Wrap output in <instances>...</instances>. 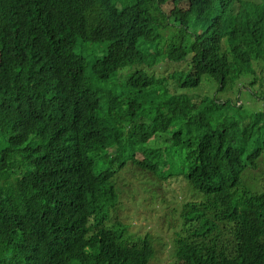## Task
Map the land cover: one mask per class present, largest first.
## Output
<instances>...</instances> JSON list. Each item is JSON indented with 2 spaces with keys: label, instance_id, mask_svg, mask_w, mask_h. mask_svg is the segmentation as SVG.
I'll list each match as a JSON object with an SVG mask.
<instances>
[{
  "label": "trees",
  "instance_id": "trees-1",
  "mask_svg": "<svg viewBox=\"0 0 264 264\" xmlns=\"http://www.w3.org/2000/svg\"><path fill=\"white\" fill-rule=\"evenodd\" d=\"M125 167L172 264H264V0H0V264L155 263Z\"/></svg>",
  "mask_w": 264,
  "mask_h": 264
},
{
  "label": "rangeland",
  "instance_id": "rangeland-1",
  "mask_svg": "<svg viewBox=\"0 0 264 264\" xmlns=\"http://www.w3.org/2000/svg\"><path fill=\"white\" fill-rule=\"evenodd\" d=\"M192 28V27H191ZM95 55H100L102 51L98 48L92 50ZM158 66V65H157ZM155 66V68H158ZM214 86L210 82H204L195 87L196 95L211 94ZM222 94V93H221ZM225 97L235 99L234 91L227 90L223 92ZM251 108H256L258 103L251 98ZM244 102V100H242ZM249 103V101H246ZM121 187L119 191L120 218L124 222L130 224V228L139 233L147 234L156 246L157 261L151 264H172V252L170 251L169 241L174 236V232L178 230V216L176 210L179 208L177 202L174 201L172 186L164 187V191L159 189L160 195L155 200L151 199L148 192L151 188H156L158 184L151 185L144 181H138V173L129 172V167L122 170ZM177 185H179L177 183ZM183 191V190H182ZM173 192V193H172ZM183 197L182 193L177 197V201ZM163 199L161 201H158ZM167 200V201H164ZM172 211V214L168 213Z\"/></svg>",
  "mask_w": 264,
  "mask_h": 264
}]
</instances>
